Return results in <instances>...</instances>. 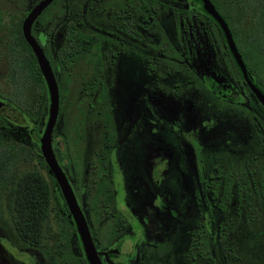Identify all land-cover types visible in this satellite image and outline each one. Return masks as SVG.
<instances>
[{"label":"flooded vegetation","instance_id":"1","mask_svg":"<svg viewBox=\"0 0 264 264\" xmlns=\"http://www.w3.org/2000/svg\"><path fill=\"white\" fill-rule=\"evenodd\" d=\"M40 1L0 0V61L20 104L38 111L28 117L0 93L22 117L0 115V157L11 147L16 158L0 196L10 215L18 180L23 198L47 200L35 242L16 249L2 238L19 260L0 261L88 264L40 148L49 94L22 29ZM208 2L245 76L202 0H51L28 26L58 91L51 153L100 264H244L242 248L261 232L264 106L251 85L263 96L264 87L234 38L264 52V0ZM64 102L75 110L67 124Z\"/></svg>","mask_w":264,"mask_h":264},{"label":"water","instance_id":"2","mask_svg":"<svg viewBox=\"0 0 264 264\" xmlns=\"http://www.w3.org/2000/svg\"><path fill=\"white\" fill-rule=\"evenodd\" d=\"M51 0H41L35 8L30 12V14L27 16L25 21L23 22V34L30 45L32 51L34 52L37 63L39 65L40 71L45 79L48 94H49V108H48V119L47 123L43 132L42 137L40 138V148L42 155L44 157V160L48 164L50 170L53 172L61 190L62 194L64 196V199L66 201L67 207L72 214L73 220L75 222L77 232L79 235V238L81 240L86 259L88 261V264H100L98 261V258L96 256V253L94 251L88 230L86 228V224L84 222V219L82 217L81 212L79 211L76 202L74 200V197L72 195V192L70 191L68 185L66 184V181L64 177L60 174L56 163L54 161L53 155L51 153L50 149V132L52 125L54 123V120L56 118L57 109H58V91L56 84L53 79L52 72L50 70V67L46 61V58L42 55L41 51L38 49L34 41L31 39V37L28 35V26L31 22V20L41 11L42 8H44ZM204 9L214 18L218 21L220 27L223 30V33L226 38V42L228 45V48L230 49L236 64L240 68L241 72L245 76V68L240 60L239 54L237 53L234 43L232 41L230 32L226 26V23L223 21V19L219 16V14L216 12V10L212 7V5L208 2V0H202ZM246 78V77H245ZM251 88L253 92L256 94L260 102L264 106V96L253 86L251 85ZM0 115L5 116L14 122H20L22 119L21 115L18 113L17 110L12 108L11 106L1 103L0 102Z\"/></svg>","mask_w":264,"mask_h":264},{"label":"rangeland","instance_id":"3","mask_svg":"<svg viewBox=\"0 0 264 264\" xmlns=\"http://www.w3.org/2000/svg\"><path fill=\"white\" fill-rule=\"evenodd\" d=\"M257 1V0H254ZM254 29H257V26H253ZM255 32H257L255 30ZM252 40H255L259 42V40H256V37H252ZM234 42L241 48V51L243 52L244 58V64L249 66L250 71H254L253 79L258 83V87L260 85L264 87V83L262 81L264 80V52H260L258 46L254 42H245V43H239V40L235 37ZM2 60V59H1ZM13 85L10 84V82L7 81V75L5 72V66L3 63V60L0 61V93L8 96H12L14 93ZM74 107L73 105L67 104L64 102L63 104V121L65 124H67V121L73 120L74 115ZM21 167L20 164H17L15 167V173L18 175ZM171 188H175L173 183H171ZM8 199V197L3 194L0 196V240L5 239L6 242H9L10 246L19 249L21 243L19 242V239L15 236L14 232L12 231V222H11V215L8 213L4 200ZM260 226V233L256 234L252 239H249L247 244L242 248L245 252L244 258V264H264V218L259 223ZM244 241L246 238L243 239ZM14 254L16 257H14V261L18 262L19 256L18 252L15 251L13 248H10L5 242L0 241V260L11 261L12 257L10 254ZM16 259V260H15ZM6 261V262H7Z\"/></svg>","mask_w":264,"mask_h":264},{"label":"trees","instance_id":"4","mask_svg":"<svg viewBox=\"0 0 264 264\" xmlns=\"http://www.w3.org/2000/svg\"><path fill=\"white\" fill-rule=\"evenodd\" d=\"M19 76L20 74L19 75L14 74V73L11 74L12 79L17 80V82L19 81ZM41 88L44 92L47 93L44 82H42ZM19 92H20V89L16 88V90H14V94L11 97L10 96H5V97L10 103L15 105L19 110H21L28 117L37 119L36 114H38V111L36 108V104L32 103L30 106L20 104ZM39 111H42V108H40ZM6 128L7 127L3 124V121L0 119V131L1 132L5 131ZM6 151H7L6 153L2 152V155L0 157V161H1L0 162L1 164L0 165V183L3 182V180L7 176V173L10 169L9 166H11V163L16 159V158L14 159L12 158V156L14 155V149L10 147V149ZM42 183L44 182L42 181ZM254 190H255V193L257 194L258 186L254 185ZM26 199L27 198H23L22 196V185H21V182H19L18 180L15 188L13 189V195L11 199L7 201L8 209H10L11 212L13 213L11 215L12 231L14 232L15 236L18 239L26 238L30 241L35 242L34 239L36 238V235L38 234L37 230H39L37 227L38 222L40 220H43L44 218L47 200L43 199V201H35L32 199H28V200ZM24 222L27 225H25ZM0 264H1V261H0Z\"/></svg>","mask_w":264,"mask_h":264}]
</instances>
